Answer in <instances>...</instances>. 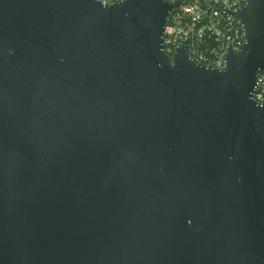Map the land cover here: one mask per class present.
I'll use <instances>...</instances> for the list:
<instances>
[{
	"label": "water",
	"instance_id": "obj_1",
	"mask_svg": "<svg viewBox=\"0 0 264 264\" xmlns=\"http://www.w3.org/2000/svg\"><path fill=\"white\" fill-rule=\"evenodd\" d=\"M178 4L0 0V264H264V0L223 69Z\"/></svg>",
	"mask_w": 264,
	"mask_h": 264
},
{
	"label": "built area",
	"instance_id": "obj_2",
	"mask_svg": "<svg viewBox=\"0 0 264 264\" xmlns=\"http://www.w3.org/2000/svg\"><path fill=\"white\" fill-rule=\"evenodd\" d=\"M112 4L120 0H101ZM179 2L165 26L164 46L172 56L184 45L189 55L202 64L218 69L226 67L229 48L241 49L244 29L230 12L245 5L247 0H168ZM254 99L264 106V72L257 77Z\"/></svg>",
	"mask_w": 264,
	"mask_h": 264
}]
</instances>
